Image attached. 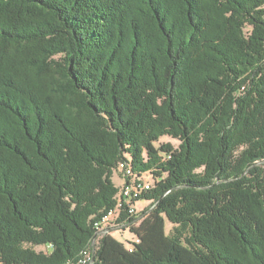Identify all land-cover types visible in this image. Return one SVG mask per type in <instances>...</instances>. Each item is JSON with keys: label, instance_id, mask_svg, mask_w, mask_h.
Returning a JSON list of instances; mask_svg holds the SVG:
<instances>
[{"label": "trees", "instance_id": "1", "mask_svg": "<svg viewBox=\"0 0 264 264\" xmlns=\"http://www.w3.org/2000/svg\"><path fill=\"white\" fill-rule=\"evenodd\" d=\"M121 161L157 178L133 247L96 228ZM91 250L264 264V0H0V264Z\"/></svg>", "mask_w": 264, "mask_h": 264}, {"label": "built area", "instance_id": "2", "mask_svg": "<svg viewBox=\"0 0 264 264\" xmlns=\"http://www.w3.org/2000/svg\"><path fill=\"white\" fill-rule=\"evenodd\" d=\"M120 172L124 176L123 189L124 198L121 200L120 210H110L102 221L96 222V228H98V235L101 233H110L109 229L119 227L117 223V218L120 212L125 209L129 216H134L138 214V209L136 207V202L138 198L143 197L146 193L150 191V187H153L152 174L150 178H141V180H134L129 177L126 173V162L121 161L119 163ZM136 242H139L137 238ZM132 250V248H130ZM92 250L88 252L78 264H92Z\"/></svg>", "mask_w": 264, "mask_h": 264}, {"label": "rangeland", "instance_id": "3", "mask_svg": "<svg viewBox=\"0 0 264 264\" xmlns=\"http://www.w3.org/2000/svg\"><path fill=\"white\" fill-rule=\"evenodd\" d=\"M167 142L172 143L175 147H178L179 144H180V141L178 139H174V138H172L170 136L161 137L160 140L156 144L159 145L161 143H167ZM150 176H151V174L148 175L147 177L150 178ZM113 180L118 186L123 185L124 179H123V174L120 172V167H118V169H116L114 171ZM152 181H153L152 183H153V186H154L155 182L157 181V178L154 175L152 176ZM149 205H150V201L147 200V199H140V200H138L136 202V207L138 209V212H142ZM172 227H173V225L171 224V222L168 219H166V230H167V233L171 232ZM110 233L117 240H119L120 242L124 243L126 247H133L134 243L137 240L136 234L134 232H132L130 227L111 229ZM35 249L37 251H46L47 248L44 245H40V246H35Z\"/></svg>", "mask_w": 264, "mask_h": 264}, {"label": "bare ground", "instance_id": "4", "mask_svg": "<svg viewBox=\"0 0 264 264\" xmlns=\"http://www.w3.org/2000/svg\"><path fill=\"white\" fill-rule=\"evenodd\" d=\"M126 173H127V175L129 176V177H132L134 180H141V178H148L147 176H148V174L146 175H136V174H134V172L130 169V168H128L127 169V171H126ZM153 187H150V190L152 189ZM122 198H124V189H123V187L121 188V191H120V194L118 195V198H117V206H116V208L115 209H113V210H120V206H121V200H122ZM97 232H98V228H97ZM94 243V242H93ZM86 254H88V253H86Z\"/></svg>", "mask_w": 264, "mask_h": 264}, {"label": "water", "instance_id": "5", "mask_svg": "<svg viewBox=\"0 0 264 264\" xmlns=\"http://www.w3.org/2000/svg\"><path fill=\"white\" fill-rule=\"evenodd\" d=\"M128 225H124V226H119V227H116V228H112V229H118V228H124V227H127ZM108 231H111V229H109ZM95 259V256L93 255L92 257V261H94Z\"/></svg>", "mask_w": 264, "mask_h": 264}]
</instances>
